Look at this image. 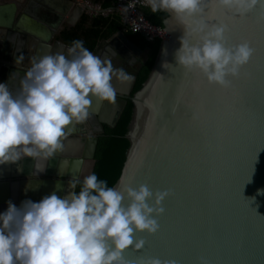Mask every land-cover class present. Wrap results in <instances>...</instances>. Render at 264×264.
Here are the masks:
<instances>
[{"label": "water", "instance_id": "1", "mask_svg": "<svg viewBox=\"0 0 264 264\" xmlns=\"http://www.w3.org/2000/svg\"><path fill=\"white\" fill-rule=\"evenodd\" d=\"M259 5L264 6V0L245 15L258 18ZM201 8L187 21L166 12L167 37L160 43L149 76L132 96L135 75L123 70L129 79L113 78L112 102L91 98L90 113L99 121L92 133L83 129L88 133L84 138L67 134L61 150L36 162L40 168L45 167L41 172L34 169L31 157L9 162L10 168L0 175V212L7 208V201L20 206L27 196L7 193L8 186L21 185L22 194L26 190L22 187H31L32 197L39 201L52 191L62 196V185L93 173L102 124L114 127L130 97V143L112 187L146 184L153 193L167 190L169 195L162 202L163 214L156 217L158 231L137 233L136 238H142L144 246L124 250L125 264H142L149 257L172 259L177 264H264V195H256L258 188H264V25L249 26L243 20L237 25L226 22V45L247 41L252 55L238 76L228 78L229 87L209 84L198 70L176 65L174 55L185 31L187 40L199 42L202 33L192 32L193 24L224 22L225 9L215 0H203ZM39 44L50 49L47 43ZM59 44L66 49L70 46L63 40ZM109 45L114 51L104 58L111 63L118 57L125 60L135 56L138 49L119 31L101 39L92 53L99 56ZM165 62L169 65L164 67ZM20 63L29 66L26 59ZM106 109L111 115H105ZM79 140L88 144L83 160H70L72 168L65 173L60 167L67 162V145ZM84 160V171L78 175L76 165Z\"/></svg>", "mask_w": 264, "mask_h": 264}, {"label": "clouds", "instance_id": "2", "mask_svg": "<svg viewBox=\"0 0 264 264\" xmlns=\"http://www.w3.org/2000/svg\"><path fill=\"white\" fill-rule=\"evenodd\" d=\"M203 0H147L151 12H171L182 21L202 11ZM221 8L243 16L259 0H215ZM226 25L195 23L191 31L202 33L198 43L180 37L176 65L198 70L209 84L229 87L251 55L247 41L226 45ZM169 65L165 62L164 67ZM113 78L127 80L123 69H114L75 39L66 52L32 58L13 96L0 83V164L31 157L36 163L63 148L71 126L87 120L91 98L112 102ZM251 180V175L248 181ZM80 184L76 191V184ZM71 189L63 196L56 191L39 201L25 199L20 206L11 200L0 212V264H125L123 252L141 249L137 233L154 234L156 217L164 212L162 202L169 191H153L146 184L110 187L95 173L82 180H69ZM256 195H264L258 188ZM253 197L252 199H254ZM142 264H177L172 259L149 257Z\"/></svg>", "mask_w": 264, "mask_h": 264}, {"label": "crops", "instance_id": "3", "mask_svg": "<svg viewBox=\"0 0 264 264\" xmlns=\"http://www.w3.org/2000/svg\"><path fill=\"white\" fill-rule=\"evenodd\" d=\"M79 4H76L74 0H0V83H5L8 90L13 96H17L21 90V80L24 78L26 71L31 66L32 58H39L42 55L55 53L58 51L66 52V48L59 44L62 39V32L77 25L84 14L90 16L100 13V2L97 0H86L85 3L82 0H77ZM90 6V8H87ZM8 27H14V33H11ZM37 39L38 43H34L32 39ZM29 40V41H28ZM39 43H47L50 49L41 48ZM108 48H103L99 56L104 59L109 55L114 48L109 45ZM40 49L43 50L42 54ZM45 52V53H44ZM92 52V51H91ZM141 54V52H139ZM19 60L12 61V60ZM26 59L29 66H23L20 61ZM11 60V61H10ZM124 59L118 57L112 64H116L120 67L121 62ZM121 68L133 74L134 70L122 67ZM93 101V100H92ZM92 104V103H91ZM92 106V105H91ZM105 115H111V110H104ZM103 111V113H104ZM91 118H87L82 123L71 126V133L73 137H86L88 133L82 132L83 129H88L93 132V126H99L98 119H95V115L91 114ZM105 124H102V127ZM81 131V132H79ZM69 145V146H68ZM67 145V162H63L64 172L67 173L72 168L73 158L83 160L84 153L87 149V141L79 140L77 142H70ZM62 158V156H60ZM84 162L77 164L76 169L78 175L84 171ZM10 168V163L5 162L0 164V175L4 174V171ZM24 194L21 193V185L17 187L8 186L7 193L20 196L27 195L25 199H31L32 201H38L32 197L31 187H22ZM5 190L2 192L4 194ZM67 184L61 186L59 195H65L68 192ZM1 193V194H2ZM36 193V192H35ZM1 196V195H0ZM40 200V199H39ZM16 206V202H13ZM21 203V202H19ZM19 207V206H18Z\"/></svg>", "mask_w": 264, "mask_h": 264}, {"label": "trees", "instance_id": "4", "mask_svg": "<svg viewBox=\"0 0 264 264\" xmlns=\"http://www.w3.org/2000/svg\"><path fill=\"white\" fill-rule=\"evenodd\" d=\"M97 1L101 4V11L114 7L116 2V0ZM142 10L146 18L152 23L164 27L166 12L153 13L148 6L143 7ZM101 11L94 16L84 14L77 25L62 32V39L69 45L75 39L82 40L84 47L93 51L101 39L110 38L115 33L122 31L141 52L140 60L134 69L135 80L130 92V96H132L142 87L143 82L149 76L162 40L159 38L149 40L145 35L127 29L126 24L122 22L115 11L107 15L102 14ZM132 118L133 103L129 97L116 125L111 127L105 124L103 125L104 130L98 134L95 152L96 164L93 173L97 175L98 179L106 180L110 187L118 179L125 161L126 151L130 143L127 133ZM79 189L80 184L77 183L76 191Z\"/></svg>", "mask_w": 264, "mask_h": 264}, {"label": "built area", "instance_id": "5", "mask_svg": "<svg viewBox=\"0 0 264 264\" xmlns=\"http://www.w3.org/2000/svg\"><path fill=\"white\" fill-rule=\"evenodd\" d=\"M145 6H147V0H116L114 7L100 11L105 15L115 11L126 24L127 29L139 32L149 40L165 39L167 33L164 27L152 23L144 15L142 8Z\"/></svg>", "mask_w": 264, "mask_h": 264}, {"label": "snow or ice", "instance_id": "6", "mask_svg": "<svg viewBox=\"0 0 264 264\" xmlns=\"http://www.w3.org/2000/svg\"><path fill=\"white\" fill-rule=\"evenodd\" d=\"M259 6H260L261 11H260L259 17L256 18V19H251V18L247 17L246 15L239 16V15H236L235 13H233L231 11L225 10L224 11L225 19H224L223 24H225L226 27H227V23L226 22H230L233 25H237L243 20L249 26H251L253 23H260L261 25H264V6H261V5H259Z\"/></svg>", "mask_w": 264, "mask_h": 264}, {"label": "flooded vegetation", "instance_id": "7", "mask_svg": "<svg viewBox=\"0 0 264 264\" xmlns=\"http://www.w3.org/2000/svg\"><path fill=\"white\" fill-rule=\"evenodd\" d=\"M10 30V32L11 33H14L15 31H14V29H12V28H14V27H8ZM140 50L139 49H136L135 51H134V55L135 56H130V57H128V58H126L124 61H122L121 62V65H120V67L122 66V67H125V68H128V69H131L132 71L135 69V67H136V65H137V63L139 62V60H140ZM137 56V57H136ZM118 59V58H117ZM115 64H116V62H115ZM118 66V65H117ZM134 74V73H133Z\"/></svg>", "mask_w": 264, "mask_h": 264}, {"label": "bare ground", "instance_id": "8", "mask_svg": "<svg viewBox=\"0 0 264 264\" xmlns=\"http://www.w3.org/2000/svg\"><path fill=\"white\" fill-rule=\"evenodd\" d=\"M67 193V192H66Z\"/></svg>", "mask_w": 264, "mask_h": 264}]
</instances>
